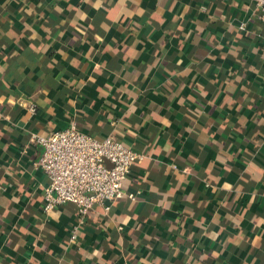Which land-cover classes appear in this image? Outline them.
<instances>
[{
	"label": "crops",
	"instance_id": "0c3cea01",
	"mask_svg": "<svg viewBox=\"0 0 264 264\" xmlns=\"http://www.w3.org/2000/svg\"><path fill=\"white\" fill-rule=\"evenodd\" d=\"M257 13L252 0H0V264H264ZM70 123L143 154L123 182L135 198L79 224L71 203L41 212L33 164V136Z\"/></svg>",
	"mask_w": 264,
	"mask_h": 264
},
{
	"label": "built area",
	"instance_id": "2783aa9c",
	"mask_svg": "<svg viewBox=\"0 0 264 264\" xmlns=\"http://www.w3.org/2000/svg\"><path fill=\"white\" fill-rule=\"evenodd\" d=\"M252 2L264 27V0ZM27 109L33 112L35 106L28 104ZM32 141L40 148L33 164L40 168L46 180L41 192L42 213L71 203L75 206L79 224L94 204L108 210L112 202L135 198L133 192L123 189V182L131 165L143 158V154L120 140L110 135L96 139L70 123L46 135H34ZM77 229L78 225L71 228L70 241L75 239Z\"/></svg>",
	"mask_w": 264,
	"mask_h": 264
},
{
	"label": "trees",
	"instance_id": "16d2710c",
	"mask_svg": "<svg viewBox=\"0 0 264 264\" xmlns=\"http://www.w3.org/2000/svg\"><path fill=\"white\" fill-rule=\"evenodd\" d=\"M127 178V177H126ZM126 180V179H125Z\"/></svg>",
	"mask_w": 264,
	"mask_h": 264
},
{
	"label": "rangeland",
	"instance_id": "374dc122",
	"mask_svg": "<svg viewBox=\"0 0 264 264\" xmlns=\"http://www.w3.org/2000/svg\"><path fill=\"white\" fill-rule=\"evenodd\" d=\"M97 139V138H96Z\"/></svg>",
	"mask_w": 264,
	"mask_h": 264
}]
</instances>
